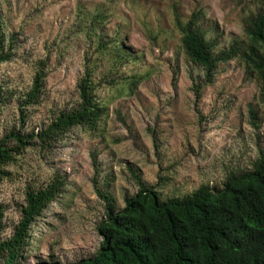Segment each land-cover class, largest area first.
Returning <instances> with one entry per match:
<instances>
[{
  "label": "rangeland",
  "instance_id": "1",
  "mask_svg": "<svg viewBox=\"0 0 264 264\" xmlns=\"http://www.w3.org/2000/svg\"><path fill=\"white\" fill-rule=\"evenodd\" d=\"M261 10L259 0H0L12 55L0 64V141L12 132L38 134L78 107L88 69L107 109L95 130L75 127L50 150L34 139L7 168L0 248L15 236L28 188L62 184L15 264L95 256L108 209L99 193L122 210L138 181L167 199L222 187L229 172L252 169L264 151L262 83L236 58L220 64L207 85L182 49L178 22L196 16L218 54L249 43L244 22ZM40 73V103L27 105Z\"/></svg>",
  "mask_w": 264,
  "mask_h": 264
},
{
  "label": "trees",
  "instance_id": "2",
  "mask_svg": "<svg viewBox=\"0 0 264 264\" xmlns=\"http://www.w3.org/2000/svg\"><path fill=\"white\" fill-rule=\"evenodd\" d=\"M259 1L264 7V0ZM195 19L186 24L178 22V27L183 33L182 49L204 70L205 83H213L220 64L242 58L262 83L264 103V10L244 22L249 43L234 42L218 54L215 43L198 29ZM7 41L0 26V64L12 58ZM92 71L88 69L79 84L78 107L61 112L38 134L12 132L0 141V184L10 177L7 168L33 145L34 139L50 150L75 127H98L107 109L98 100ZM42 79L40 73L34 80L27 105L40 103ZM251 115L255 116L253 112ZM59 181L46 188H28L15 236L0 248V259L7 253L4 264H15L19 258L33 223L59 195ZM138 183L139 192L126 200L122 210L99 193L108 204L106 221L99 229L103 242L95 256L75 264H264V151L251 170L229 172L222 187L202 185L191 194L163 199L158 191Z\"/></svg>",
  "mask_w": 264,
  "mask_h": 264
}]
</instances>
